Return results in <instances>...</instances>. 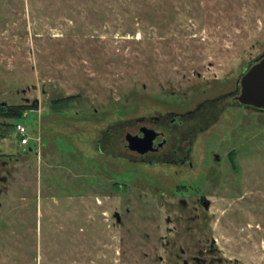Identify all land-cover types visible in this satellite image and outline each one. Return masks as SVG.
<instances>
[{
    "label": "rangeland",
    "instance_id": "374dc122",
    "mask_svg": "<svg viewBox=\"0 0 264 264\" xmlns=\"http://www.w3.org/2000/svg\"><path fill=\"white\" fill-rule=\"evenodd\" d=\"M263 56L264 0H0V264H264V110L223 99ZM172 113L194 169L126 148Z\"/></svg>",
    "mask_w": 264,
    "mask_h": 264
},
{
    "label": "flooded vegetation",
    "instance_id": "af4514ba",
    "mask_svg": "<svg viewBox=\"0 0 264 264\" xmlns=\"http://www.w3.org/2000/svg\"><path fill=\"white\" fill-rule=\"evenodd\" d=\"M260 60H256L251 64V67L246 70L244 75ZM243 75V76H244ZM242 76V78H243ZM242 78L236 82L235 89L228 93V95L224 96V100L230 101V104L232 106H241V107H248L256 110H263V109H257L251 106L242 105L238 100L237 97L241 94L242 91ZM189 116L185 114H175L172 113L170 116V120H167V118H150L149 122L147 123L144 119H139L136 122L135 128L132 131H128L125 136L126 141V148L132 152L133 154H136L139 161L148 162L149 164H153L154 162H160L165 164H171L175 165L177 167H183L188 169H194L195 164L192 160L193 155V148L194 143L198 137L197 134H194L191 132L189 135H187L186 142L187 145L185 148L179 149V144L177 141H174L172 139V129L176 127H181L186 120V118ZM169 121V122H168ZM168 127V128H166ZM147 130L153 131L147 132ZM205 130V129H203ZM202 130V131H203ZM131 135L133 137H136L137 141L142 142L145 141V138H151L152 139V145L151 148L146 152H140L138 150H132L130 148V143L127 140V137ZM156 160V161H155ZM204 163V162H203ZM203 167V166H202ZM192 197L194 198L192 202V205H194L193 209L194 211H205V194H192ZM185 208L188 207V204L185 202ZM210 206V204H209ZM209 208V207H208ZM207 208V209H208ZM198 215V214H197ZM176 246V244H174ZM195 252L190 253L187 257L183 256L187 254V251L184 248H180V253H177L176 258L177 262L176 264H213L212 260H208L205 258V244H195L194 247Z\"/></svg>",
    "mask_w": 264,
    "mask_h": 264
},
{
    "label": "water",
    "instance_id": "95a60500",
    "mask_svg": "<svg viewBox=\"0 0 264 264\" xmlns=\"http://www.w3.org/2000/svg\"><path fill=\"white\" fill-rule=\"evenodd\" d=\"M241 84L242 91L237 100L242 105L264 110V58L243 76ZM147 132L152 133L153 131L147 130ZM127 140L132 150H138L141 153L148 151L152 145V139L148 137L145 141L139 142L136 137L129 135ZM205 207H209V202Z\"/></svg>",
    "mask_w": 264,
    "mask_h": 264
},
{
    "label": "built area",
    "instance_id": "2783aa9c",
    "mask_svg": "<svg viewBox=\"0 0 264 264\" xmlns=\"http://www.w3.org/2000/svg\"><path fill=\"white\" fill-rule=\"evenodd\" d=\"M16 132L20 137V145L24 148H27L30 143V130L27 125L16 124Z\"/></svg>",
    "mask_w": 264,
    "mask_h": 264
},
{
    "label": "trees",
    "instance_id": "16d2710c",
    "mask_svg": "<svg viewBox=\"0 0 264 264\" xmlns=\"http://www.w3.org/2000/svg\"><path fill=\"white\" fill-rule=\"evenodd\" d=\"M31 109L27 106H11L8 108V111H3L4 116L13 117V118H22L26 110Z\"/></svg>",
    "mask_w": 264,
    "mask_h": 264
}]
</instances>
